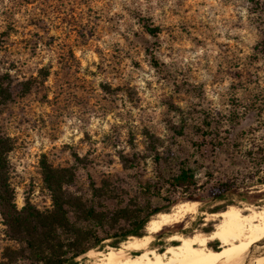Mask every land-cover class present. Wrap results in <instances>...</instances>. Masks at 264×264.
Here are the masks:
<instances>
[{"label": "rangeland", "instance_id": "rangeland-1", "mask_svg": "<svg viewBox=\"0 0 264 264\" xmlns=\"http://www.w3.org/2000/svg\"><path fill=\"white\" fill-rule=\"evenodd\" d=\"M0 136L11 145L17 208L52 207L42 161L97 210L122 206L143 217L161 209L149 220L197 202L196 213L157 233L181 230L151 234L157 251L172 234L209 233L219 219L211 213L228 206L264 207L211 198L264 139V0H0ZM181 163L197 179L188 190L166 183ZM131 237L115 247L107 239L74 264H96L89 250ZM33 263L0 215V264Z\"/></svg>", "mask_w": 264, "mask_h": 264}, {"label": "trees", "instance_id": "trees-1", "mask_svg": "<svg viewBox=\"0 0 264 264\" xmlns=\"http://www.w3.org/2000/svg\"><path fill=\"white\" fill-rule=\"evenodd\" d=\"M144 26L151 34L157 31L156 26ZM10 146L7 137L0 136V215L12 238L26 244L33 264H74L76 257L90 248L102 246L107 239H110L107 244L115 247L129 235L142 236L148 216L161 210L156 209L143 217L139 212L129 214L122 206L97 210L87 200L66 192L63 186L70 179L62 177L60 170L45 161L41 162L42 175L51 192L52 207L41 211L26 203L17 208L8 182L6 154ZM243 157L249 167L219 179L213 187L212 200L225 201L226 205L235 200L253 205L264 203V189L253 187L264 185V139L252 143ZM166 183L176 190H188L196 185L197 179L192 168L181 163ZM102 196L105 201L113 198L107 192ZM184 199L198 200L199 197L190 195ZM66 260L71 262L65 263Z\"/></svg>", "mask_w": 264, "mask_h": 264}, {"label": "bare ground", "instance_id": "bare-ground-1", "mask_svg": "<svg viewBox=\"0 0 264 264\" xmlns=\"http://www.w3.org/2000/svg\"><path fill=\"white\" fill-rule=\"evenodd\" d=\"M196 210L195 201L179 202L171 210L152 216L146 222V234L131 237L118 248L103 253L89 250L88 254L95 257L96 264H240L239 260L248 247L264 238V207L228 206L219 213H211V216L219 219L209 233H175L167 237L175 244L163 251L149 248L151 234L183 220L186 215L196 213ZM214 240L218 241L216 248L209 246ZM128 250L139 252L129 255ZM262 261L263 257H259L253 263L262 264Z\"/></svg>", "mask_w": 264, "mask_h": 264}, {"label": "water", "instance_id": "water-1", "mask_svg": "<svg viewBox=\"0 0 264 264\" xmlns=\"http://www.w3.org/2000/svg\"><path fill=\"white\" fill-rule=\"evenodd\" d=\"M158 236V233L154 234V237L156 238ZM259 257H263L262 264H264V238L252 243L248 249L245 251V253L240 258V264H254V260H256Z\"/></svg>", "mask_w": 264, "mask_h": 264}, {"label": "flooded vegetation", "instance_id": "flooded-vegetation-1", "mask_svg": "<svg viewBox=\"0 0 264 264\" xmlns=\"http://www.w3.org/2000/svg\"><path fill=\"white\" fill-rule=\"evenodd\" d=\"M181 228L182 227L180 225H176V226H173L171 228H168L165 231H162V232L158 233V236L156 237V239L157 240H160L165 234L179 231V230H181ZM204 230L205 231H208L209 229L208 228H205ZM172 244H175V242H172ZM214 245H215V243H214ZM70 262H71V260H66L65 261V263H70Z\"/></svg>", "mask_w": 264, "mask_h": 264}]
</instances>
